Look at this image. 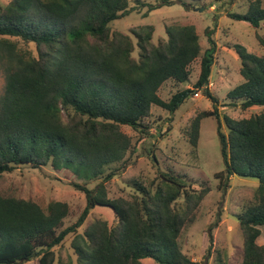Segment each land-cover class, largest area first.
I'll return each mask as SVG.
<instances>
[{
	"label": "trees",
	"instance_id": "1",
	"mask_svg": "<svg viewBox=\"0 0 264 264\" xmlns=\"http://www.w3.org/2000/svg\"><path fill=\"white\" fill-rule=\"evenodd\" d=\"M171 5L162 0L148 5V12ZM132 11L128 0H10L0 10V48L7 57L0 97V176L22 166L50 168L85 198L78 211L67 203L0 194V264L36 259L63 264L54 248L68 236L76 258L67 264H192L179 239L211 190L207 178L201 174L194 191L178 172L158 171V183L148 187L134 181L128 198H109L106 185L135 154L131 136L122 129H130L138 141L150 138L152 107L172 115L198 93L213 107L197 113L184 135L197 147L202 121L214 117L224 167L214 176L218 189L225 193L232 176L257 180L252 199L237 215L242 236L237 264H264V246L257 243L264 230V38L256 36L260 56L232 46L242 82L228 92L229 105L259 112L238 120L224 115V134L217 99L209 91L214 31L206 32L203 53L191 25L167 26L166 39L157 44L151 25L130 34L111 31L113 21ZM227 16L258 29L264 8L254 0L246 13ZM16 41L33 45L34 51H18ZM199 57L192 87L162 100L160 87L166 81L188 83L189 67ZM180 199L184 208L176 207ZM97 207L109 209L114 223L96 218L79 232ZM73 213L79 214L68 224ZM216 264L226 263L218 257Z\"/></svg>",
	"mask_w": 264,
	"mask_h": 264
},
{
	"label": "rangeland",
	"instance_id": "2",
	"mask_svg": "<svg viewBox=\"0 0 264 264\" xmlns=\"http://www.w3.org/2000/svg\"><path fill=\"white\" fill-rule=\"evenodd\" d=\"M161 1L128 0L129 7L133 11L130 15L113 21L110 24L111 31L130 34L133 29L151 25L154 28L152 42L157 44L166 39L167 26L191 25L199 37L201 53H203L208 47L206 32L213 30L212 39L216 43V53L209 91L217 99L216 107L221 121V132L226 134L222 122L224 115L238 120L258 113V108L242 111L239 107L229 105L232 101L227 97L228 92L242 82L239 75V61L232 46L241 45L249 53L257 56L263 54L256 36L264 38V23L260 24L258 29H254L246 22L234 21L227 16V13H246L249 3L254 0H183L185 5L177 0H167L172 1L173 5L162 6L148 12V5H156ZM9 2L10 0H0V10ZM260 2L264 8V0ZM14 43L18 51H34L31 44L27 45L21 41ZM6 59V53L0 48V97L5 85ZM199 61L200 57L190 65L188 83L176 85L172 81H166L158 90V96L167 101L176 91L191 88L199 74ZM212 107L211 102L199 93L172 115L158 107H152L150 119L152 137L142 141H138V136L130 129L123 128L122 131L132 138L131 147L135 154L124 172L106 185V191L109 198H128L131 192L129 187L134 181L150 187L156 184L155 182L158 183L159 172L168 169L183 175L189 182L191 190L195 191L202 182L200 177L202 174L207 178L211 190L202 200L194 223L188 225L181 234L179 244L182 253L191 260L192 264H216L218 257L226 264H237L242 259V236L237 215L240 213V207L252 199L258 182L255 179L232 176L229 189L225 193L218 189V180L214 176L224 167L217 137V120L214 117L202 121L197 147L194 148L189 144L183 131L197 113L211 111ZM153 156L156 162L153 161ZM0 194L29 198L38 202L67 203L78 211L85 205L84 195L72 189L67 180L50 168L33 170L28 166H22L10 174L0 176ZM176 207L184 208L183 199L177 202ZM78 214L73 213L68 224L74 223ZM96 218L107 221L109 225L114 223L113 213L109 209L97 207L90 213L79 232ZM209 233L211 242L208 239ZM72 240L73 237L68 236L60 246L54 248L57 260L63 264L76 258L70 246ZM257 243L264 246V230H261ZM208 249L210 251L207 256ZM150 263L143 261L142 264ZM23 264H39V262L36 259Z\"/></svg>",
	"mask_w": 264,
	"mask_h": 264
},
{
	"label": "water",
	"instance_id": "3",
	"mask_svg": "<svg viewBox=\"0 0 264 264\" xmlns=\"http://www.w3.org/2000/svg\"><path fill=\"white\" fill-rule=\"evenodd\" d=\"M198 11H201V9H198Z\"/></svg>",
	"mask_w": 264,
	"mask_h": 264
}]
</instances>
